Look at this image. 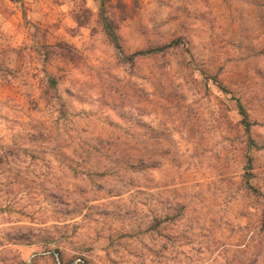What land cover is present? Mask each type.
<instances>
[{
  "label": "rangeland",
  "instance_id": "rangeland-1",
  "mask_svg": "<svg viewBox=\"0 0 264 264\" xmlns=\"http://www.w3.org/2000/svg\"><path fill=\"white\" fill-rule=\"evenodd\" d=\"M171 2L148 0L150 4L155 3L158 10L169 7ZM97 3L99 8L94 11ZM184 3L191 5L180 9L189 22L190 35L174 36L170 43L162 40L169 45L167 48L154 44L138 49L136 62H129L120 57L119 48L106 36L101 9L117 33L127 30L129 22L141 15L145 0H0V264H56L53 253L60 257L61 264H71L61 247H49L55 240L49 230L34 232L28 228L25 231L20 225L21 219L34 220L33 215L25 211L34 204L47 206L54 225L62 224L65 229L71 225L72 236L101 223V218L105 223L109 220L123 222L134 215V209L110 210L90 201L122 196V189L107 187L113 181L123 183L121 171L133 175L160 173L165 166L164 158L171 155L172 149L153 146L173 143L174 130L170 131L163 119L152 122L144 118L157 115L149 111V94L174 106L186 98L181 92L163 94L159 83L135 76L137 64L162 60L185 41L191 43L193 37L205 31L223 29L226 17H231L235 10L234 5L261 6V0H184ZM29 16L32 19H28ZM153 48L158 50L140 54ZM210 83L215 91L205 84V96L216 99L220 107L223 105L220 97L227 98L230 93L215 79ZM93 92L98 94L95 100L91 96ZM217 92L220 97L216 96ZM237 117H240L238 111ZM256 125L259 121H254L250 129L258 145L256 148L248 147L243 129L246 140L243 142L242 183L248 192L259 198L264 194L252 183L257 179L259 165L250 153L264 150V138L259 133L254 138L251 130ZM61 127L67 141L61 137ZM6 132L10 140L7 146L4 144ZM57 140L61 143L50 148ZM137 146L143 155L129 151ZM156 156L160 158H154ZM192 158H197L196 153ZM104 161L110 166H105ZM194 168L193 164L184 169L176 181L189 185L194 182L197 188L203 186L206 190L208 174L193 171ZM167 172L171 174V169ZM102 180L106 183H99ZM53 181L57 182V187L64 186L65 191H50L49 184ZM125 187H136V180L129 179ZM89 191L95 194L85 200L65 198L72 194L84 197ZM142 194L143 190L138 189L133 196ZM116 208L121 209V206L116 205ZM187 210L186 204L169 202L163 220L154 216L148 227L138 233L121 232L115 239L110 236L108 246L148 232L163 234L171 243V238L160 231V225L176 223ZM66 238L67 233L61 237ZM79 259L83 264H90L86 257Z\"/></svg>",
  "mask_w": 264,
  "mask_h": 264
},
{
  "label": "clouds",
  "instance_id": "clouds-1",
  "mask_svg": "<svg viewBox=\"0 0 264 264\" xmlns=\"http://www.w3.org/2000/svg\"><path fill=\"white\" fill-rule=\"evenodd\" d=\"M145 5L141 15L129 22L127 30L113 35L120 57L129 62H136L138 49L154 44L158 48H167L169 45L163 44L162 40L167 39L170 43L174 36L190 35L189 22L180 9L191 5H185L184 0H172L169 7L159 10L148 0ZM93 7L95 11L99 4ZM234 9L231 17H226L223 29L205 31L199 37H193L191 43L185 41L173 48L164 59H154L146 65L137 64L134 69L135 76L159 83L163 94L181 92L186 96L174 106L165 104L153 93L149 94V111L157 115L144 118L152 122L163 119L169 130H174L173 143L153 146L172 149L171 155L164 158L165 166L160 173L133 175L121 171L119 175L123 183L113 181L107 187L122 189V196L90 201L110 210L134 209V215L123 222L109 220L105 223L101 218V223L72 236L71 225L69 229L62 224L54 225L47 206L40 203L25 208L34 217L32 222L19 221L25 231L28 228L34 232L49 230L55 237L49 247H61L71 264H83L79 259L81 256L90 264H264V231L260 229L264 195L253 196L242 183L246 137L240 123L245 117L246 123L259 121L251 131L254 138L256 133L264 138V0H261L260 7L245 3L234 5ZM171 18H175L174 22H169ZM137 28L140 31H136ZM213 79L230 93L227 98L216 93L223 100L220 107H217L216 99L205 96V84L212 87L210 81ZM212 91H215L214 87ZM97 95L91 93L94 100ZM237 111L244 115L237 117ZM59 131L62 139L67 141L63 136L64 128ZM9 143L6 132L4 144ZM57 143L61 140L49 147L55 148ZM64 150L72 155L69 149ZM129 151L133 155H143L140 146ZM193 153L197 158H192ZM250 155L257 158L259 165L257 179L252 183L259 187L260 194H264V150H253ZM104 164L110 166L108 161ZM193 164V171L208 174L206 190L203 186L197 188L194 182L189 185L176 181L175 178ZM169 168L171 174L167 172ZM129 179L136 180V187H125ZM138 189H142L143 194L133 196ZM49 190L61 193L65 188L57 187V182L53 181ZM200 192L203 195H199ZM94 194L89 191L84 197L72 194L65 198L85 200ZM169 202L188 206L185 215L176 223L160 225V231L171 238V243L163 234L148 232L136 239H125L108 246L110 236L115 239L121 232L138 233L148 227L154 216L163 220ZM65 233L67 238L61 239ZM88 248L91 251H85ZM53 255L56 264H61L60 257Z\"/></svg>",
  "mask_w": 264,
  "mask_h": 264
},
{
  "label": "trees",
  "instance_id": "trees-1",
  "mask_svg": "<svg viewBox=\"0 0 264 264\" xmlns=\"http://www.w3.org/2000/svg\"><path fill=\"white\" fill-rule=\"evenodd\" d=\"M100 17H101V22L103 24V28L105 30L106 36L115 45V43L113 41V35L115 33L114 30H113V26H112V23L109 20V18H107L103 14V9H101ZM156 50H158V49H156V48L148 49V50L142 51L140 54L145 55L147 53L155 52ZM52 81L54 82V79H52ZM238 113H239L240 116L244 115L243 112H241V111H238ZM246 119L247 118L245 117V120ZM245 120H241L240 122L243 125V129H244V131H245V133L247 134V137H248V147L249 148H256V147H258V145L255 143V141L252 139V137L250 135V129H251V126L253 125V122L246 123ZM260 222H261L260 223L261 229L264 231V213L261 216V221Z\"/></svg>",
  "mask_w": 264,
  "mask_h": 264
}]
</instances>
